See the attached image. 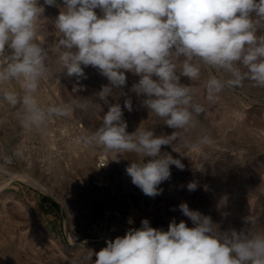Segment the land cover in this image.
Wrapping results in <instances>:
<instances>
[{
	"label": "clouds",
	"instance_id": "9594fccd",
	"mask_svg": "<svg viewBox=\"0 0 264 264\" xmlns=\"http://www.w3.org/2000/svg\"><path fill=\"white\" fill-rule=\"evenodd\" d=\"M45 6L59 9L54 23L60 38L50 47L39 42ZM50 54L68 76L85 77L84 68L91 66L107 79L95 100L73 101L83 110L98 106L103 112L100 102L108 106L99 126L75 142L102 147L117 162L135 153L126 173L154 198L170 178V166L184 168L162 146L178 153L172 146L176 130L189 127L204 111L196 101L197 89L182 77L198 80L201 64L227 73L226 81L209 73L203 85L208 101L226 86L242 87L245 80L264 88V0H0V97L20 104L25 128L41 129L53 117L70 114V107L42 106L37 99L41 81L52 73ZM127 73L138 77L129 91L175 130L171 135H156L140 125L127 131L123 109L133 111L132 98L123 91ZM11 81L19 84L20 93L3 87ZM114 92L125 97L123 109L109 102ZM196 188L195 182L187 184L189 191ZM178 207L192 227L173 218L164 230L142 219L139 228L106 241L94 253V264H264V228L253 230L255 217H245L246 227L239 231L221 232L210 216L186 202Z\"/></svg>",
	"mask_w": 264,
	"mask_h": 264
},
{
	"label": "rangeland",
	"instance_id": "374dc122",
	"mask_svg": "<svg viewBox=\"0 0 264 264\" xmlns=\"http://www.w3.org/2000/svg\"><path fill=\"white\" fill-rule=\"evenodd\" d=\"M58 13V8L45 6L40 19L39 42L46 47L60 38L54 23ZM48 63L52 73L41 81L37 99L42 106L70 107L68 116L53 117L41 129L25 128L20 104L12 106L0 97V264H94V253L106 241L139 228L142 219L164 230L173 218L192 227L179 210L182 202L210 216L221 232L246 227L247 216L256 218L254 231L264 228V88L245 80L242 87L226 86L208 101L203 85L209 73L225 81L227 73L201 64L198 80L182 77L197 89L196 101L204 111L189 127L176 130L172 146L178 153L162 146L184 168L170 166V178L153 198L126 173L135 153L117 162L102 147L75 142L99 126L108 106L100 102L103 112L98 106L83 110L73 101L95 100L107 79L91 66L84 68L85 77L68 76L51 54ZM137 80L127 73L123 89L132 98L133 111L123 109L125 97L116 92L109 102L121 104L128 132L140 125L156 135H171L175 130L148 113L141 105L143 97L129 91ZM3 87L21 92L15 81ZM75 124L83 132H76ZM102 160L106 165L99 168ZM35 181L48 191L37 188ZM189 182L197 184L195 191L187 189Z\"/></svg>",
	"mask_w": 264,
	"mask_h": 264
},
{
	"label": "built area",
	"instance_id": "2783aa9c",
	"mask_svg": "<svg viewBox=\"0 0 264 264\" xmlns=\"http://www.w3.org/2000/svg\"><path fill=\"white\" fill-rule=\"evenodd\" d=\"M74 128H76V132H79V131L83 132V129H82V126H81V125H77V124H75ZM101 158H105L104 155L101 156ZM105 165H106V162H105L104 160H102L100 163H98L97 166H98L99 168H102V167H104Z\"/></svg>",
	"mask_w": 264,
	"mask_h": 264
},
{
	"label": "bare ground",
	"instance_id": "6f19581e",
	"mask_svg": "<svg viewBox=\"0 0 264 264\" xmlns=\"http://www.w3.org/2000/svg\"><path fill=\"white\" fill-rule=\"evenodd\" d=\"M40 32V31H39ZM30 181H33V180H30ZM32 184H34L37 188H40L41 190H43V191H48L47 190V188H46V185L45 186H43V184H40V183H38V182H32Z\"/></svg>",
	"mask_w": 264,
	"mask_h": 264
}]
</instances>
